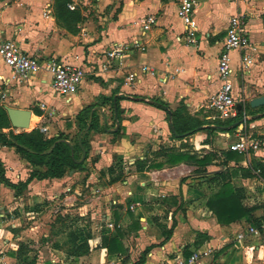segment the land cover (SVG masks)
<instances>
[{
	"label": "crops",
	"instance_id": "0c3cea01",
	"mask_svg": "<svg viewBox=\"0 0 264 264\" xmlns=\"http://www.w3.org/2000/svg\"><path fill=\"white\" fill-rule=\"evenodd\" d=\"M54 1L0 0V40L14 41L40 60L53 57L81 66L85 75L78 93L67 97L55 94L44 71L18 80L0 60V99L26 110L34 102L31 126L46 128L42 132L46 138L78 130L75 117L88 106H94L104 130L87 133L89 151L83 170L66 169L61 178L34 179L27 185L34 184V243L52 228L44 219L51 217V203L56 198L65 208L63 213L88 216L95 225L91 234L81 228L79 234L74 233L77 244L87 242L85 255L70 256L54 250L56 255L43 259L42 264H69L71 260L137 264L148 247L153 248L142 264H168L176 256L208 251L199 264H264V181L241 173L231 179L233 187L245 190L242 204L253 211L250 217L228 225L217 223L206 207L210 195L203 199L199 186L213 184L204 176L222 172L224 163L230 168L237 166L233 161L224 162L220 151H228L241 137L252 138L256 133L260 138L254 139L264 146V105L249 106L250 100L264 96V0H195V44H187L184 39L183 25L177 17L181 0H70L69 4L83 16L75 34L57 21ZM90 7L97 21L87 16ZM47 8L50 14L45 16ZM238 12L246 16L254 64L241 71L239 54H229L236 78L233 96L241 100L243 108L236 121L234 118L229 125L216 129L218 125L206 115L208 98L219 88L217 60L229 19ZM146 15H154L156 24L143 35L140 20ZM135 41L138 47L133 45ZM119 43L132 48L121 64L112 60L102 70L105 53ZM144 66L153 75L142 73ZM132 73L133 81L126 82ZM153 99L161 100L171 111L181 108V115L199 122L201 130L172 137L170 118L150 105ZM109 112L112 128L108 127ZM208 128L216 131L208 133ZM3 149L15 155L9 157L12 163L0 156L6 177L14 184L25 182L31 167L14 149L0 147V152ZM170 154L197 158L208 155L212 161L198 167L192 162H172ZM240 155L238 166L243 169L254 160L264 162V150L257 156ZM199 169L205 173L196 172ZM248 198L253 201L248 203ZM169 230L171 236L164 242ZM197 234L204 236L197 238ZM240 235L242 238H238ZM110 237L120 243L116 253H108L102 245L103 239ZM12 252L3 255L0 264H15L16 251Z\"/></svg>",
	"mask_w": 264,
	"mask_h": 264
},
{
	"label": "trees",
	"instance_id": "16d2710c",
	"mask_svg": "<svg viewBox=\"0 0 264 264\" xmlns=\"http://www.w3.org/2000/svg\"><path fill=\"white\" fill-rule=\"evenodd\" d=\"M70 0H55L54 1V13L59 24L66 29L69 33H77V24L83 20L78 9L69 10L67 5ZM140 101V100H139ZM112 105V104H111ZM150 105L157 109L164 111L167 118H170V130L172 137L188 136L201 130V124L189 117L181 115L182 109L178 108L175 111H171L167 104L159 99L150 100ZM94 106H88L81 110L75 117L78 123V133L76 140L72 143L71 140L64 134L60 133L57 137L46 138L39 129H33L30 132L21 131L14 133L10 122L8 120L6 111L0 106V147L14 149L15 153L24 159L31 167V172L25 182H19L17 184L12 183L5 175V169L0 162V183L5 187L13 190L15 195H20L19 190L26 189L27 185L35 180L43 179H58L61 178L66 169L70 170H83L84 160L87 157L89 151V144L86 141V135L90 131H103L104 128L99 124V116ZM119 109L116 103V113L119 116ZM38 115L40 112L36 111ZM230 121V122H229ZM232 120H228L218 128L229 125ZM216 131L214 128H208V133ZM224 156V162H235L236 167H227L224 163L225 169L211 176H204L209 181L213 180L217 185V190L212 193L206 200V207L216 218L218 224L228 225L243 218L251 216L252 209L245 207L242 201L245 197V190L243 188H235L231 184V179L238 176L241 173L243 177H259L264 181V162L252 161L250 167L247 169L240 168L238 163L242 159V155L225 151L222 153ZM169 160L175 162L177 160L192 162L198 167H204L210 163L211 157L206 155L202 158H197L196 155L188 154H170ZM140 169V168H139ZM200 173H205V170L199 169ZM172 231L169 230L165 237L167 241L171 236ZM202 234H197L198 237H203ZM78 238L70 233L68 235L69 251L67 254L70 256H82L88 251L87 242L77 244ZM103 247H105L108 253H116V246L120 243L117 238H104ZM153 247H148L140 255L137 264H142L146 254ZM30 253L26 244L19 243L15 252L16 262L15 264H37L36 259L25 260V257Z\"/></svg>",
	"mask_w": 264,
	"mask_h": 264
},
{
	"label": "built area",
	"instance_id": "2783aa9c",
	"mask_svg": "<svg viewBox=\"0 0 264 264\" xmlns=\"http://www.w3.org/2000/svg\"><path fill=\"white\" fill-rule=\"evenodd\" d=\"M54 0H47L52 3ZM235 3L237 0H231ZM196 7L195 0H181L177 7V17L182 22L184 29V39L187 44L196 43L197 25L193 20V11ZM67 8L71 11L76 9L74 4H68ZM50 14V8L45 11V16ZM156 24L154 15H146L140 20V30L144 35L150 31ZM246 16L242 12L232 15L226 28V36L222 43L221 51L217 60V75L220 82L219 88L208 98L209 108L216 114V117L222 121L232 120L237 117V102L233 96L234 71L230 64L229 54L237 52L239 54L240 70L250 68L254 64L253 56L250 53V39L246 29ZM176 40H181L179 37ZM135 47L139 42L135 41ZM132 47L126 44H115L106 53V62L101 64L102 70H106L112 60L119 64L125 57L126 53ZM0 60L8 67L12 75L18 80H27L40 71L46 72L50 76V87L52 91L62 97L72 96L78 93L80 85L84 79L85 72L81 66H75L64 63L61 60L50 57L40 60L37 57L25 53L14 41L0 40ZM142 73H150L147 67L141 68ZM135 74H128L126 82H132ZM3 97V96H2ZM45 132L46 128H41ZM17 133L16 131H13ZM229 150L239 154L253 153L256 156L264 150L263 143L254 138L241 137L239 141L229 146ZM242 238V236H238ZM206 253L191 252L188 257L176 256L168 264H199L202 255Z\"/></svg>",
	"mask_w": 264,
	"mask_h": 264
},
{
	"label": "rangeland",
	"instance_id": "374dc122",
	"mask_svg": "<svg viewBox=\"0 0 264 264\" xmlns=\"http://www.w3.org/2000/svg\"><path fill=\"white\" fill-rule=\"evenodd\" d=\"M86 11H87L86 14L89 18H91L93 21L98 20L97 15L92 7L87 8ZM235 98L237 103H241V100L239 101L237 96ZM0 106L2 107L8 106L12 108L16 107L13 106L12 104L2 102L1 99H0ZM27 107L29 110H34V102L28 104ZM107 115L109 117L108 127L112 128L114 126L111 123V113L109 112ZM206 115L211 119L210 121L214 122L216 125H221L222 123L226 122L218 119L216 117V114L209 108V106L206 109ZM46 119L48 121L50 120L49 118ZM73 120L75 121V119ZM236 120L237 118L234 119V121ZM75 124L77 125V121H75ZM32 129H34V124L28 130H19V129L16 130H19L18 132L21 131L29 132ZM77 133L78 130L74 129L66 136L73 143L76 140ZM252 138H260V137H258L256 133H253ZM217 144L220 145L222 148H224V145L222 143L221 144L217 143ZM7 150L9 149L1 150L3 152H0V156L4 155L5 159H7V161H10L12 163L11 158H13L15 155ZM225 151L226 150L222 149V151L220 152L223 153ZM251 157L252 155L250 156V158ZM18 158L19 156L16 155V160ZM18 160H20V158ZM196 172H200V170ZM13 180L14 182L16 181V179ZM199 186H201L203 189L202 192L204 193L203 199H205L206 197H208L217 190V187H215V183L210 185L206 184L203 186L201 185V183H199ZM14 194L15 192L13 190L9 189L8 187H5L4 185L3 186L0 185V260L1 258H3V255L5 254L7 255L12 251H13L12 253H14V251L17 250L19 243H23L26 244L27 248L30 250V253L25 257V260L29 261L35 256L37 259V263L42 264L43 259L47 260L51 257V255L53 254L56 255V253L52 252L54 250H57L60 253L67 254V250L69 251V245L66 238L70 232L73 234L75 232L78 233L77 232L78 229L81 228L85 230V234L86 232H89V234L93 233L92 230L95 227V225L94 222L91 221L90 217L85 216L79 218L77 214L70 213L69 211L63 213L62 210H64L65 208L61 206L60 202L58 203V200L56 198L51 203L54 207L53 209H50L52 213L51 217L50 215H48L45 216L46 220L44 219V222L50 224L52 228L49 229V231H45L43 235L39 237V239L37 238L36 242L34 243V184H32L31 187H27L26 189L21 188L19 190V194H20L19 196H14ZM248 199H249L248 203L249 201L250 202L253 201L250 198ZM47 204L49 203L47 202ZM97 220H98L97 223L100 222V218ZM57 254L59 255V253ZM69 264H92V263L89 262L86 263L84 261L82 262L79 260H71V263Z\"/></svg>",
	"mask_w": 264,
	"mask_h": 264
},
{
	"label": "water",
	"instance_id": "95a60500",
	"mask_svg": "<svg viewBox=\"0 0 264 264\" xmlns=\"http://www.w3.org/2000/svg\"><path fill=\"white\" fill-rule=\"evenodd\" d=\"M264 105V96L254 98L249 101V106L251 108H257ZM6 111L8 120L12 128L19 130H28L30 126L31 111L26 109L12 108L8 106L3 107ZM242 104L237 103L236 109L240 114L242 112Z\"/></svg>",
	"mask_w": 264,
	"mask_h": 264
},
{
	"label": "bare ground",
	"instance_id": "6f19581e",
	"mask_svg": "<svg viewBox=\"0 0 264 264\" xmlns=\"http://www.w3.org/2000/svg\"><path fill=\"white\" fill-rule=\"evenodd\" d=\"M31 128V120H30V126H29V129Z\"/></svg>",
	"mask_w": 264,
	"mask_h": 264
}]
</instances>
